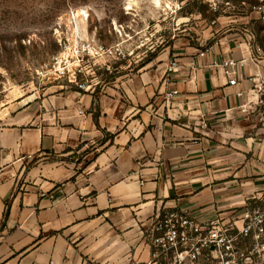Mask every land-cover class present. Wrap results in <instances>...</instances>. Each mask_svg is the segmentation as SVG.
Listing matches in <instances>:
<instances>
[{
	"label": "crops",
	"instance_id": "1",
	"mask_svg": "<svg viewBox=\"0 0 264 264\" xmlns=\"http://www.w3.org/2000/svg\"><path fill=\"white\" fill-rule=\"evenodd\" d=\"M227 56L243 59L236 85L209 66ZM163 58L94 92L22 97L0 117V264H145L163 208L227 216L264 191V120L242 111L258 99L249 89L264 80V49L215 47L207 66L177 72ZM95 142L93 157L68 160Z\"/></svg>",
	"mask_w": 264,
	"mask_h": 264
},
{
	"label": "rangeland",
	"instance_id": "2",
	"mask_svg": "<svg viewBox=\"0 0 264 264\" xmlns=\"http://www.w3.org/2000/svg\"><path fill=\"white\" fill-rule=\"evenodd\" d=\"M128 2L133 9L126 8ZM257 4L258 0H161L160 6L154 0H0V117L18 110L22 97L76 89L67 79L54 80L43 66L52 55L70 54L89 38L108 46L120 44L126 55L111 63L110 71L97 70V89L113 81L117 71L156 63L162 54L165 70L174 59H179L181 70L207 66L196 56L209 45L216 51L229 44L238 53L246 47L257 53L264 49V19L255 11ZM78 9L88 16H75ZM165 93L163 102L169 107L173 97L167 99ZM98 148L99 142L90 143L67 158L87 161Z\"/></svg>",
	"mask_w": 264,
	"mask_h": 264
},
{
	"label": "built area",
	"instance_id": "3",
	"mask_svg": "<svg viewBox=\"0 0 264 264\" xmlns=\"http://www.w3.org/2000/svg\"><path fill=\"white\" fill-rule=\"evenodd\" d=\"M254 8L264 19V0H258ZM213 50V45L200 50L197 61L208 59ZM125 56L120 44L108 46L89 38L71 49L70 54L52 55L43 69L47 74L55 75L54 80L67 79L77 90L94 92L98 85L94 81L97 70L110 71L111 63L121 61ZM178 60L170 62L168 71H179ZM242 60L227 56L212 59L209 66L221 68L227 84L236 85ZM250 92L258 99L243 104L242 111L254 105L264 120V80L254 78ZM177 94L174 88L166 91L165 96L170 99ZM237 94L245 96L241 90ZM79 113L83 114V109ZM140 183L143 185L144 180ZM40 195L54 199V194L44 190ZM145 237L151 248V259L146 264H264V191L250 196L242 207L233 209L227 216L214 213L200 217L183 209L165 207L155 216Z\"/></svg>",
	"mask_w": 264,
	"mask_h": 264
},
{
	"label": "bare ground",
	"instance_id": "4",
	"mask_svg": "<svg viewBox=\"0 0 264 264\" xmlns=\"http://www.w3.org/2000/svg\"><path fill=\"white\" fill-rule=\"evenodd\" d=\"M155 1V4H157L158 6L161 5V0H154ZM168 7H170V3L168 2L167 5ZM127 9H133V3L132 2H128V6L126 7ZM75 16L77 17H80V15H85V16H88V13L86 10L84 9H78L75 13H74ZM75 32L77 31V27H75Z\"/></svg>",
	"mask_w": 264,
	"mask_h": 264
}]
</instances>
